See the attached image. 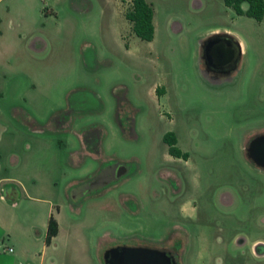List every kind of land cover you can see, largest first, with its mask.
Segmentation results:
<instances>
[{
  "label": "rangeland",
  "instance_id": "rangeland-1",
  "mask_svg": "<svg viewBox=\"0 0 264 264\" xmlns=\"http://www.w3.org/2000/svg\"><path fill=\"white\" fill-rule=\"evenodd\" d=\"M130 1L0 0V177L15 175L8 157H23L33 139L23 124L50 122L55 131L35 140L61 161L49 197L62 227L44 264H104L118 245L169 247L177 264H264V168L246 154L264 133V18L237 15L224 0H146L155 33L145 41L125 18ZM225 28L244 50L233 73L216 76L202 43ZM81 130L101 154L79 155L73 168L64 161ZM167 132L186 156L169 154ZM101 164L126 172L94 179L67 203L66 183ZM8 190L0 184V195ZM12 198L13 233L28 241L34 231L22 227L39 223L41 203Z\"/></svg>",
  "mask_w": 264,
  "mask_h": 264
},
{
  "label": "crops",
  "instance_id": "crops-1",
  "mask_svg": "<svg viewBox=\"0 0 264 264\" xmlns=\"http://www.w3.org/2000/svg\"><path fill=\"white\" fill-rule=\"evenodd\" d=\"M200 5V3L198 4ZM244 8L247 7V4H244ZM230 8V7H229ZM126 18V17H125ZM154 22V18H153ZM131 25V23H130ZM226 31L227 33H225ZM231 33V34H230ZM219 34H228L232 36L235 41L239 43V47L241 50L240 53V59L242 54L243 43L242 48L240 42L236 39L234 34L230 31V29L225 28L223 32ZM233 34V35H232ZM239 59V62H240ZM238 62V65H239ZM237 65V68H238ZM236 68V69H237ZM235 69V70H236ZM234 70V71H235ZM233 71V72H234ZM232 72V73H233ZM227 76V75H225ZM3 93L0 92V96ZM34 122V120H32ZM20 128H25V131L27 133H30L32 136V140L27 142L25 149V155L22 157L18 154H14V152H11L8 159L10 162V168L15 172L14 174L0 177V184L4 183L5 186L9 187L8 196L0 195V230H3L4 233H8L9 235V242L8 244L11 245L12 251L9 252V262L10 264H22V261H27V259H34L36 257H40V263L44 264V259L46 252L49 248H53L57 246V243H54L57 237L59 236L61 232V205H58V211L57 214H54L55 210V202L53 200L52 196L53 192H57V174L61 173V161L59 160V157L54 153L50 152L49 150H46L45 147L47 145L45 144L43 139H37L35 140V135L38 134H44L47 130L54 132L55 130L51 128V123L48 122L44 128H41L39 126L30 124L29 126L23 124L19 126ZM7 132V128L4 126H0V141L3 140L4 133ZM77 139L79 140V149L72 150L68 157H65L64 163L66 165H69L73 168L79 167L80 164H78L76 159L79 155L82 154L85 155H91L94 157H100L101 150L100 147L93 144V141L91 142V139L84 138V132L81 131H75ZM36 143V144H35ZM35 158V160L33 159ZM32 159V161H31ZM28 160V161H27ZM76 160V161H75ZM103 164L99 166L95 171L93 172H87V175L83 179H77L72 178L66 183L65 190L61 193L62 196H64V199L67 201V203H70L74 198L77 197L79 193L84 192L81 188L86 184H91V182L99 178L102 172ZM20 171H23L24 174L20 175ZM18 172V173H17ZM126 171H123L119 176H122ZM48 182L50 184H48ZM54 188V191L51 190V188ZM37 194H43L40 196H37ZM19 198H29L31 200H36L41 203V209H40V218L39 223L35 221L32 222L30 227H27L24 225L22 227L24 233H26L25 228H28L29 230H33L34 232L31 233L29 236L28 241L23 240L16 235H14L12 230V221L17 219L19 221L20 218V212H19V204L15 202L14 200L12 202H9L7 198H12L14 196H18ZM61 195H56L60 197ZM13 199V198H12ZM57 199V198H56ZM55 199V200H56ZM32 217H35L36 214L31 213ZM53 215L54 218L57 220L58 223V233L53 238L52 242L47 245L45 244V235H46V229L47 224L50 215ZM3 242L1 239L0 234V243ZM1 254V253H0ZM1 256V255H0ZM27 264H30L29 262H26ZM0 264H2V259L0 260Z\"/></svg>",
  "mask_w": 264,
  "mask_h": 264
},
{
  "label": "water",
  "instance_id": "water-1",
  "mask_svg": "<svg viewBox=\"0 0 264 264\" xmlns=\"http://www.w3.org/2000/svg\"><path fill=\"white\" fill-rule=\"evenodd\" d=\"M239 43L228 34H214L202 43L205 69L220 76L231 74L240 59ZM246 154L255 165L264 168V133L253 136ZM104 264H177L175 256L166 250L147 246L118 245L104 253Z\"/></svg>",
  "mask_w": 264,
  "mask_h": 264
},
{
  "label": "trees",
  "instance_id": "trees-1",
  "mask_svg": "<svg viewBox=\"0 0 264 264\" xmlns=\"http://www.w3.org/2000/svg\"><path fill=\"white\" fill-rule=\"evenodd\" d=\"M227 7L234 10L237 15H246L260 22L264 18V0H224ZM247 4L243 8V4ZM126 19L131 23L133 33L141 40L151 41L154 37V9L146 0H131L127 11ZM88 137L86 138V140ZM163 141L168 146V152L174 157L186 156L177 147V139L173 132H167L163 136ZM58 233V223L51 214L48 220L45 244L49 245Z\"/></svg>",
  "mask_w": 264,
  "mask_h": 264
},
{
  "label": "flooded vegetation",
  "instance_id": "flooded-vegetation-1",
  "mask_svg": "<svg viewBox=\"0 0 264 264\" xmlns=\"http://www.w3.org/2000/svg\"><path fill=\"white\" fill-rule=\"evenodd\" d=\"M214 74V73H213ZM216 76H220V75H217V74H214ZM124 171L123 167L122 166H116L115 168L111 169V172H107V171H103V173H101L100 177L98 178L99 181H102V185L105 184L104 182V178L106 179L107 178V175H111V173H114L115 175L119 176L122 172ZM148 247V246H147ZM153 248H157V247H153ZM159 248V247H158ZM159 249H162V250H166L168 251L169 253H171L173 256H175L176 260H177V254L175 251H173L172 249H170L169 247H161ZM263 252V251H262Z\"/></svg>",
  "mask_w": 264,
  "mask_h": 264
},
{
  "label": "built area",
  "instance_id": "built-area-1",
  "mask_svg": "<svg viewBox=\"0 0 264 264\" xmlns=\"http://www.w3.org/2000/svg\"><path fill=\"white\" fill-rule=\"evenodd\" d=\"M8 251L11 252L12 251V248H8Z\"/></svg>",
  "mask_w": 264,
  "mask_h": 264
}]
</instances>
